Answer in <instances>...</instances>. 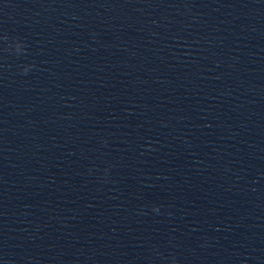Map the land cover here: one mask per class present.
<instances>
[{"label":"water","instance_id":"obj_1","mask_svg":"<svg viewBox=\"0 0 264 264\" xmlns=\"http://www.w3.org/2000/svg\"><path fill=\"white\" fill-rule=\"evenodd\" d=\"M99 43L123 264H264V0H99Z\"/></svg>","mask_w":264,"mask_h":264},{"label":"clouds","instance_id":"obj_2","mask_svg":"<svg viewBox=\"0 0 264 264\" xmlns=\"http://www.w3.org/2000/svg\"><path fill=\"white\" fill-rule=\"evenodd\" d=\"M28 71H29V70L25 69V70H24V73L27 74ZM157 211H158V209H157Z\"/></svg>","mask_w":264,"mask_h":264}]
</instances>
